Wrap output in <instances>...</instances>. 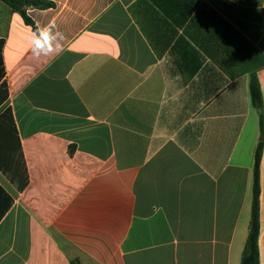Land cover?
I'll return each instance as SVG.
<instances>
[{"label":"crops","instance_id":"0c3cea01","mask_svg":"<svg viewBox=\"0 0 264 264\" xmlns=\"http://www.w3.org/2000/svg\"><path fill=\"white\" fill-rule=\"evenodd\" d=\"M52 1L26 13L65 39L36 58L0 0V264H240L253 72L264 264V0Z\"/></svg>","mask_w":264,"mask_h":264},{"label":"trees","instance_id":"16d2710c","mask_svg":"<svg viewBox=\"0 0 264 264\" xmlns=\"http://www.w3.org/2000/svg\"><path fill=\"white\" fill-rule=\"evenodd\" d=\"M3 3L8 5L11 10L18 12L23 21L30 25L34 30L36 25L34 21L27 15V8H37L44 9L52 7L54 5L52 0H1ZM201 0H190L191 5H197ZM202 3V2H201ZM203 4V3H202ZM204 6V5H202ZM213 18H216L218 22H222L213 12ZM217 23V22H216ZM225 23V22H224ZM228 30L236 36L240 37L239 33L233 29L229 24L226 23ZM4 44V38H0V49ZM4 75L3 68L0 69V77ZM249 94L252 105L258 111V123L260 138L255 148L254 153V163L252 168V190H251V209H250V219L248 224V233L244 242V246L241 253L240 264H259V247H258V237H259V164L261 159L262 151V136H263V113H262V97L259 87V82L256 74L253 72L250 74L249 80ZM8 90L5 80L0 82V105L7 100ZM11 116V111L9 107H4L0 111V121L6 116ZM19 147V146H18ZM19 149V148H18ZM15 148L13 145L9 147L8 143L0 144V169L9 168L11 164L14 163V153ZM12 180V179H11ZM19 189L22 188L18 187ZM70 264H80L78 258L70 259Z\"/></svg>","mask_w":264,"mask_h":264},{"label":"clouds","instance_id":"9594fccd","mask_svg":"<svg viewBox=\"0 0 264 264\" xmlns=\"http://www.w3.org/2000/svg\"><path fill=\"white\" fill-rule=\"evenodd\" d=\"M64 34L57 29L55 23L41 27L37 25L31 33V53L34 57L50 56L61 48Z\"/></svg>","mask_w":264,"mask_h":264}]
</instances>
